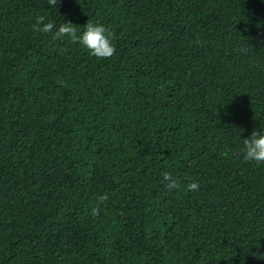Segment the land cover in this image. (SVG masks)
<instances>
[{"label":"trees","instance_id":"16d2710c","mask_svg":"<svg viewBox=\"0 0 264 264\" xmlns=\"http://www.w3.org/2000/svg\"><path fill=\"white\" fill-rule=\"evenodd\" d=\"M254 128L264 0H0V264H264Z\"/></svg>","mask_w":264,"mask_h":264},{"label":"clouds","instance_id":"9594fccd","mask_svg":"<svg viewBox=\"0 0 264 264\" xmlns=\"http://www.w3.org/2000/svg\"><path fill=\"white\" fill-rule=\"evenodd\" d=\"M49 4L57 6L59 0H48ZM73 23L64 21L56 25V30L52 34L53 39H65L78 42L90 54L98 58H106L111 56L115 51V45L112 40L111 33L108 32L104 24L100 22H86L78 33L73 28ZM54 25L51 20L45 21L43 15L37 16L32 28L39 33H49ZM242 141V159L249 163L262 164L264 163V128H254L248 137L241 138ZM161 181L164 187L168 190H173L178 187V183L173 174L169 171L161 172ZM199 184L196 180L187 183V190H197ZM103 199V197H98ZM97 209L91 208L92 214H96Z\"/></svg>","mask_w":264,"mask_h":264}]
</instances>
